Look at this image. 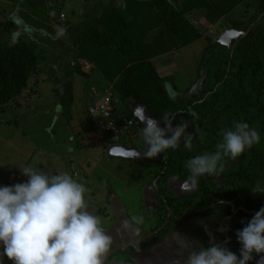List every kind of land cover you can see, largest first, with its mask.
I'll list each match as a JSON object with an SVG mask.
<instances>
[{"label": "rangeland", "instance_id": "rangeland-1", "mask_svg": "<svg viewBox=\"0 0 264 264\" xmlns=\"http://www.w3.org/2000/svg\"><path fill=\"white\" fill-rule=\"evenodd\" d=\"M121 2L0 0V44L26 43L33 49L38 62L19 105L0 108V181L9 175H32L36 181L38 178L46 189L50 205L55 209H66L69 217L78 216L87 206L92 211L89 218L94 224L91 223L96 227L90 237L92 253L89 251L88 257L106 249L98 231L107 232L111 222L121 214L129 224L132 222L139 225L142 231H150L158 217L159 202L155 194L148 201L146 193L155 183L154 176H163L166 181H171L173 174H177L174 165L180 161L178 151H174L169 160L171 164L157 160L158 150L147 156L146 147L152 140L150 129L155 130L157 123L148 117L144 108L138 106L134 108L133 117L147 128V136L145 131L140 130L141 133L137 134L133 130L131 136H123L120 147L113 144L105 133L104 140L97 141L94 124L100 120L101 114L97 111L90 121L88 110L100 103L105 89L110 87L108 79L118 78L128 63L127 58L119 56L113 48L104 49L93 44L84 32L94 27V22L105 8L113 4L118 7ZM182 2L180 7L191 24L186 33L174 37V41L173 36L168 37L167 44L163 39L156 40L155 34H141L138 39L144 50L143 57L145 54L152 57L154 49L160 51V48H165V55L153 58L152 63L170 96L178 100L206 90L205 77L199 65L207 45L220 41L230 46V41L238 35L228 27L229 23L244 21L260 5V0ZM138 11L129 13L128 17L130 15L134 20ZM61 13L66 18L63 22L70 24L68 30L60 25L63 20L59 16ZM133 25H130L131 31L136 30ZM77 53L83 57L80 64L89 77L73 74L67 79V73L72 70L69 64ZM68 80L73 87L70 118L63 114L59 103ZM149 148L154 150L151 146ZM198 192L200 194V190ZM192 199L201 200L200 195ZM183 215L180 221L173 223L176 228L168 229L153 246L173 234L180 236L182 245L187 241H206L208 233L198 222L207 216L206 212L202 215L190 214L184 222ZM194 221L197 223L193 230ZM11 250L13 252L14 247ZM62 251L61 256L64 257L68 250L64 247ZM222 251L224 253L225 248ZM143 255H146L144 258L148 264H155L159 252L142 253L141 258ZM53 256L58 260L56 263L61 261L56 251ZM221 257L227 258L224 255ZM115 258L125 257L118 254ZM79 262L76 260L75 264ZM22 263L21 257L15 261V264ZM127 264L139 263L129 260Z\"/></svg>", "mask_w": 264, "mask_h": 264}, {"label": "trees", "instance_id": "trees-1", "mask_svg": "<svg viewBox=\"0 0 264 264\" xmlns=\"http://www.w3.org/2000/svg\"><path fill=\"white\" fill-rule=\"evenodd\" d=\"M138 1L152 4L153 10L161 17L162 29H166L170 36H180L191 27L187 14L180 7L184 0ZM259 4L254 13L248 15L249 18L246 16L244 21L229 23L231 30L240 33L230 41V46L220 41L207 45L199 65L206 82L203 93L174 99L149 60L126 67L108 89L112 94L110 119L113 123L136 121L139 131H145L147 136V128L133 117L134 108H144L148 117L157 123L152 140L146 147L147 156L158 150L159 162L171 164L169 160L174 151H178L180 161L174 165L177 174L173 177L182 182H197L195 195H211L215 208L221 206L216 203L217 200L232 201L233 198L238 202L235 204L243 206L247 212L264 213V0H260ZM65 19L60 21V25L68 30L70 24L63 22ZM84 33L93 44L104 49L113 48L121 57L144 52L114 4L105 8L94 22V27L85 29ZM82 58L77 53L69 64L72 70L67 73V79L73 74L89 77L81 67ZM37 66V56L26 43L0 44L1 109L19 105ZM72 92V83L68 80L65 92L59 98L63 114L68 118L73 103ZM139 131L135 133L139 134ZM149 146L154 150H150ZM200 162L206 166H201ZM18 176L9 175L0 181V264H8L7 256L13 241L21 236L19 230L12 232L9 229L13 222L21 220L23 212L18 202L22 187L10 179ZM216 179H220V187L211 183ZM176 200L180 201L178 207L182 214L187 201L185 197ZM34 203L35 198L28 202L30 206ZM193 203L192 206L198 210L210 204L195 206ZM222 208L231 209L225 204ZM190 214L194 213L189 212L187 217ZM245 219L244 236L239 240L236 238L240 242L239 253L229 260V264H264V214L245 212ZM45 223L61 237L51 222ZM124 259L126 263L130 260L127 256ZM56 264H61V261Z\"/></svg>", "mask_w": 264, "mask_h": 264}, {"label": "flooded vegetation", "instance_id": "flooded-vegetation-1", "mask_svg": "<svg viewBox=\"0 0 264 264\" xmlns=\"http://www.w3.org/2000/svg\"><path fill=\"white\" fill-rule=\"evenodd\" d=\"M143 150H145V148ZM154 177L156 182V186L154 187L155 192L151 195L149 201H151L153 198L152 196L155 194L156 200L159 202V210L156 212L158 217L155 218V223H153L154 226L150 228V231H142V228H140L139 225H135L132 222L129 224L127 221V229L125 230L124 228L122 231L114 234L111 239H109L108 234H103L102 243L106 249H103V251L99 254L95 255L93 253L91 257H88V252L90 251L92 253L90 237L96 230V227L93 225L94 223L90 220L91 218H89L86 225L87 245L85 247V252L79 251L81 256L71 259L70 246L65 245L64 247H66L68 252L65 253L62 264H75L76 260H80V262L77 264H84L97 257L105 256L110 252L112 254H109L108 258L100 264H127L124 258L116 260L115 256L118 254H123L124 257H128L129 255L128 259H130L131 262L148 264L144 258L146 255H143L141 258V254H152L154 251L159 252V257L157 256L155 264H229V260L239 253L238 244L240 242L237 241L236 238L239 240V237L244 236V225L246 224V219L243 218V215H245V212L249 214L257 213L258 215L264 214L260 212H247L243 206L235 204L237 201L233 198H231L232 201H216L218 205L222 206L225 204L226 206H230V210H223L224 208L222 207L215 208V203H213L211 195L204 196V194H201V200H198L196 203L195 200L192 199V197L196 194V190L198 189V184L194 180H186L182 182L173 177L171 181H166L163 176ZM213 182L216 183L218 187H220V179H216L211 183ZM184 197L187 201V204L185 205L182 214H180V207H178L179 202L176 200V198L179 199ZM209 202L210 204L208 206L199 210L192 206V203L197 206ZM209 208L213 209L210 210ZM86 209H88L87 206L83 207V211ZM56 210H58V212L66 211L67 219H78L81 214L80 213L76 217H69L68 211L66 209ZM86 212H89V210H86ZM189 212L196 213L197 215H202L205 212L207 213V216L205 215L201 221L197 219L199 224L204 226L203 228H205L206 232L208 233L206 241H196V243L187 241L184 243V245H182L180 236L173 234L170 238L167 237L162 239L159 245L153 246L158 240H160V238L165 236V232H167L168 229L176 228L173 223L180 221L183 213L184 215L182 221L184 222L185 220H188L187 214ZM240 212H242V215H240ZM91 214L92 213L90 212L88 216ZM119 220L120 219L118 217L112 221L106 231L112 229L113 226L119 222ZM195 223L197 222L194 221V225L192 227L193 230L196 226ZM252 225L253 223H251L250 227ZM151 234H154V236L143 241L144 238L151 236ZM127 243L134 245L113 253L114 249ZM62 245L64 244L62 243ZM224 248L225 251L223 253L222 250H224ZM222 255L226 256L227 258L221 257ZM148 261L150 262L149 257Z\"/></svg>", "mask_w": 264, "mask_h": 264}, {"label": "built area", "instance_id": "built-area-1", "mask_svg": "<svg viewBox=\"0 0 264 264\" xmlns=\"http://www.w3.org/2000/svg\"><path fill=\"white\" fill-rule=\"evenodd\" d=\"M85 66H87L86 63ZM111 102L112 94L108 89L100 103L89 110V115L92 117L97 111L101 114L100 120L94 124L97 141L104 140L103 133H105L112 142L119 143L125 134L130 135L133 129L137 130L138 125L132 120H123L120 124L113 123L110 119ZM13 180L22 187L18 202L23 212L21 220L15 221L9 226L12 232L19 230L21 233V236L13 241L14 251L9 254V261L12 263L21 257L23 264H52L53 253L60 249L62 241L57 232L53 231L54 228L46 224L40 214H35L28 204L36 196L38 183L33 177L24 174Z\"/></svg>", "mask_w": 264, "mask_h": 264}, {"label": "water", "instance_id": "water-1", "mask_svg": "<svg viewBox=\"0 0 264 264\" xmlns=\"http://www.w3.org/2000/svg\"><path fill=\"white\" fill-rule=\"evenodd\" d=\"M152 131H154V129H150L151 134H152ZM155 186H156V182L152 184V187H150V189L146 193V197L148 201L150 200L151 195L155 192L154 191ZM86 210H89V208ZM86 210H84L81 213L78 219H67L66 211L58 212V210L54 209L50 205L49 197L46 193L45 187L42 185V182H41V196L39 197V200L37 201L36 205L32 208V211L41 214V216H43L45 220L52 222L58 228V230L62 233L63 244H64L62 246V249H64L65 245L70 246L71 259L74 257L78 258V256H81L80 252H85V247L87 245L86 225L90 217L88 216V214L90 212L92 213V211L89 210V212H86ZM119 219H120L119 222L116 223L112 229H110L107 232H103V233L101 231H98V234H100L101 236L103 234H108L109 239H111L114 234L122 231L124 228L126 230L128 225H127V220L125 216L121 214ZM153 236L154 234H151V236L144 238L143 241ZM131 245H134V244H130V243L123 244L117 247L116 249H114L113 253L118 250H122L126 247H129ZM62 249H61V255L63 252ZM109 254L111 255L112 253L110 252L105 256L97 257L84 264H100L105 259L108 258Z\"/></svg>", "mask_w": 264, "mask_h": 264}, {"label": "crops", "instance_id": "crops-1", "mask_svg": "<svg viewBox=\"0 0 264 264\" xmlns=\"http://www.w3.org/2000/svg\"><path fill=\"white\" fill-rule=\"evenodd\" d=\"M151 5L152 4L150 2H147V1H138V0H128V1L126 0L125 1V0H122V2L120 4H118V8L121 9L120 11L122 12V15L125 17L126 21L128 22L129 27L132 23H134L133 26L136 30L134 31V29H133L132 32L134 31L133 33H136L135 36L137 39H139V36L141 34H143V36L146 34H147V36L155 34L156 40H158V38L163 39L162 41H164V43L167 44L166 41H168L169 40L168 37H171V36L169 35V33L166 29H162L161 17L153 10ZM138 9H139V11L136 15V18L134 19V20H136V22H135L134 20H132L133 18H131L130 15L128 17V14L132 13V12L135 13ZM236 34L239 35L240 33L236 32ZM143 36H141L140 38H142ZM174 37L175 36L172 37V41H174L176 39ZM172 41L170 42V44H172ZM154 50L155 51H154V53H152V57H150L147 54H145V57H143V54H141V55H136V57H135V55H133V56L123 57V58H127L128 66H130L134 63H138L140 61H145V60H149L152 62L153 58H158V57H162L165 55V48L163 50L160 48V51H159V49H154ZM168 52L169 51L167 50V53ZM116 53L114 52L115 56H116ZM128 59H129V61H128ZM117 79L118 78H114L111 80L108 79V81L110 82L109 86L112 87Z\"/></svg>", "mask_w": 264, "mask_h": 264}, {"label": "clouds", "instance_id": "clouds-1", "mask_svg": "<svg viewBox=\"0 0 264 264\" xmlns=\"http://www.w3.org/2000/svg\"><path fill=\"white\" fill-rule=\"evenodd\" d=\"M61 15L63 16L64 14L63 13H61L59 16H60V18H61ZM65 17L63 16V18L62 19H64ZM133 121V120H132ZM134 122H136V121H134ZM137 123V125H138V129L136 130V129H133V130H135V131H139V123L138 122H136ZM132 130V131H133ZM133 133V132H132ZM123 138V137H122ZM121 138V139H122ZM120 139V140H121ZM111 141V140H110ZM112 142V141H111ZM113 144H116V145H119V146H121L120 145V141H119V143H114V142H112ZM38 183V182H37ZM41 196V182H40V184L38 183V191L36 192V196H35V203H34V205H31L30 207H31V210H32V208L36 205V203H37V201L39 200V197ZM34 212V211H33ZM39 214V213H38ZM41 215V214H40ZM43 217V216H42ZM44 219V218H43ZM45 220V219H44ZM45 221H47V220H45ZM47 222H50V221H47ZM52 223V222H51ZM53 224V223H52ZM54 225V224H53ZM51 226V225H50ZM55 226V225H54ZM56 227V226H55ZM57 228V227H56ZM57 230H58V228H57ZM59 231V230H58ZM57 232V231H56ZM60 232V231H59ZM61 233V232H60ZM57 234H59L58 232H57ZM60 239H61V241H62V243H63V235H62V233H61V237H59ZM62 246L63 245H61V247H60V249L57 251V254L59 255V258H61V262L63 261V259H64V257L63 256H61V249H62ZM12 248H13V246H12ZM12 252V250H10V252H9V254ZM9 254H8V256H7V263L8 264H15V261L14 262H10L9 261ZM53 257L54 256H52V260H53ZM23 264V263H22ZM52 264H56V261H55V259L53 260V262H52Z\"/></svg>", "mask_w": 264, "mask_h": 264}]
</instances>
